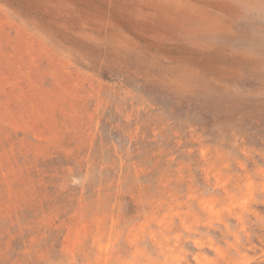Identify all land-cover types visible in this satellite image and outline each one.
Here are the masks:
<instances>
[{
    "label": "rangeland",
    "instance_id": "rangeland-1",
    "mask_svg": "<svg viewBox=\"0 0 264 264\" xmlns=\"http://www.w3.org/2000/svg\"><path fill=\"white\" fill-rule=\"evenodd\" d=\"M263 37L264 0H0V264H264Z\"/></svg>",
    "mask_w": 264,
    "mask_h": 264
},
{
    "label": "bare ground",
    "instance_id": "bare-ground-1",
    "mask_svg": "<svg viewBox=\"0 0 264 264\" xmlns=\"http://www.w3.org/2000/svg\"><path fill=\"white\" fill-rule=\"evenodd\" d=\"M219 4V3H218ZM216 16V15H215ZM238 25V24H237ZM253 30V29H252ZM264 38V37H263Z\"/></svg>",
    "mask_w": 264,
    "mask_h": 264
}]
</instances>
